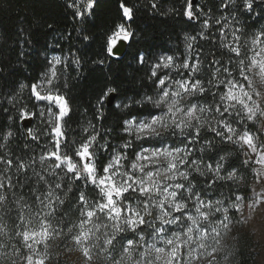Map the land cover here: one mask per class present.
I'll return each instance as SVG.
<instances>
[{
  "label": "snow or ice",
  "instance_id": "1",
  "mask_svg": "<svg viewBox=\"0 0 264 264\" xmlns=\"http://www.w3.org/2000/svg\"><path fill=\"white\" fill-rule=\"evenodd\" d=\"M210 3L183 0L182 12L168 9L199 28L184 33L183 52L168 50L150 62L151 94L143 85L101 89L97 121L106 105L130 116L122 125L129 139L119 145L91 121L81 127L79 141L68 136L73 109L67 70L79 68L78 55L46 56L37 82L4 93L15 114L8 118L25 122V143L17 153L9 147L11 127L0 131V264H50L55 241L78 251L81 264H219L221 255L230 258L224 236L233 224L248 223L246 210L264 205V191L241 194L243 176L235 163L243 157L241 167L258 166L251 171L264 182V24L249 35L241 21L243 15L264 19V0ZM98 6L99 0H64L81 25ZM118 7L120 22L105 34L109 58L122 57L135 35L138 6L119 0ZM148 8L164 14L158 0H149ZM48 28L54 31L52 24ZM78 35L92 39L82 28ZM200 41L212 47L205 52ZM14 43L25 56L31 33L17 29ZM136 60L144 65L148 56L140 53ZM25 88L31 107L20 101ZM134 106L137 115H131ZM33 119L41 121L46 144L29 127ZM98 150L109 153L99 168ZM224 186L229 195L213 198Z\"/></svg>",
  "mask_w": 264,
  "mask_h": 264
},
{
  "label": "trees",
  "instance_id": "2",
  "mask_svg": "<svg viewBox=\"0 0 264 264\" xmlns=\"http://www.w3.org/2000/svg\"><path fill=\"white\" fill-rule=\"evenodd\" d=\"M158 2L159 12L164 13L163 15L153 13L148 8L149 0H128L130 5L138 6L135 22L132 23L135 35L128 41L127 52L123 58H109L103 47L105 34L113 25L120 22L119 0H99L94 17L83 25L72 19L70 11L64 8V0H0V131L11 127L14 137L9 147L20 153L25 143L24 122L15 120L13 123V120L8 118L9 115L15 114L11 105L7 103L4 93L18 89L21 83L37 82L45 71L46 56L50 58L53 54L69 56L75 54L81 59L79 68L72 66L67 70L69 87L66 94L73 109L67 126L70 129L69 138L79 141L82 138L81 127L91 121L97 124L104 138L112 145H119L123 140L129 139L122 125L123 120L130 116L114 112L110 105H106L103 112L104 119L102 121L95 119V102L101 89L106 86H116L123 92L129 89L136 90L143 85L142 91L151 94L153 85L148 79L150 62L156 55L168 50L183 52L184 33L195 34L193 28H199L198 24L194 26L186 21L182 14L168 12V9H175L177 13L182 12L183 0H158ZM198 2L201 5L212 6L210 0H198ZM241 21L247 25L249 35L264 24V19H252L248 15L241 16ZM49 24L53 25L54 31L48 28ZM19 28L30 32L33 40L30 49L25 47L26 55L23 57L19 55L20 45L14 43ZM81 28L92 36L91 40L83 41L79 37L78 30ZM56 43L60 44L62 52L61 49L55 48H47L45 52L47 45ZM200 44L205 52L212 47L207 41H200ZM140 53H146L148 56V62L144 65H140L136 60ZM102 59L105 62L98 63ZM128 94L131 95V91ZM20 101L31 107L28 88L21 93ZM4 107L9 109L8 113L2 110ZM130 111L131 115L138 114L135 106ZM29 127L41 135L42 145L47 143V138L43 137V125L40 120L33 119ZM107 129H111V132H107ZM144 146L152 145L145 143ZM30 148L35 149L37 153L40 152V148L35 143L31 144ZM128 155L131 158V150L128 151ZM108 159V152L97 151L98 168L106 164ZM242 159L243 157H240L235 161L243 176L239 188L241 194L248 196L252 194L249 184L256 179V175L251 171L254 165L241 167ZM229 191L228 186L217 188L214 190L213 198H218L219 193H223V197L219 198L227 197ZM237 228L238 233L228 249L231 256L225 262L221 255L219 264H254L252 239L244 233L242 226L237 225ZM52 244L50 251L56 255L53 264H73L67 263L58 256L59 248L65 246V243L55 241Z\"/></svg>",
  "mask_w": 264,
  "mask_h": 264
},
{
  "label": "rangeland",
  "instance_id": "3",
  "mask_svg": "<svg viewBox=\"0 0 264 264\" xmlns=\"http://www.w3.org/2000/svg\"><path fill=\"white\" fill-rule=\"evenodd\" d=\"M254 167L258 166L254 165ZM249 186L251 190H255L256 193L264 191V182L260 181L257 176L256 179L249 184ZM245 215L251 216V218L248 220V223L242 226V229L244 233H246L248 237L252 239V253L255 257L254 264H264V205L259 206L254 212L250 214L246 210ZM237 233V225L233 224L232 231L224 236L222 243L226 246L227 251L229 249L230 243L236 237ZM70 248L71 245H65L62 248H59L58 256H60L62 260L66 261L67 263L81 264L79 252L74 248H71L70 250ZM52 253L53 258H55L56 255L54 252ZM50 264H53V259L50 261Z\"/></svg>",
  "mask_w": 264,
  "mask_h": 264
},
{
  "label": "water",
  "instance_id": "4",
  "mask_svg": "<svg viewBox=\"0 0 264 264\" xmlns=\"http://www.w3.org/2000/svg\"><path fill=\"white\" fill-rule=\"evenodd\" d=\"M127 48H128V42H126L125 44H124V47H123V56L122 57H119V58H123L124 56H125V54H126V52H127ZM113 58H117V57H113ZM23 126H24V128H25V122L23 123Z\"/></svg>",
  "mask_w": 264,
  "mask_h": 264
}]
</instances>
